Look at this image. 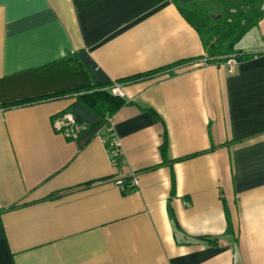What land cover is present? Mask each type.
I'll use <instances>...</instances> for the list:
<instances>
[{
    "label": "crops",
    "instance_id": "obj_1",
    "mask_svg": "<svg viewBox=\"0 0 264 264\" xmlns=\"http://www.w3.org/2000/svg\"><path fill=\"white\" fill-rule=\"evenodd\" d=\"M262 8L228 72L171 0H0V264H264ZM103 82L125 100L111 116L67 95L7 106Z\"/></svg>",
    "mask_w": 264,
    "mask_h": 264
},
{
    "label": "trees",
    "instance_id": "obj_2",
    "mask_svg": "<svg viewBox=\"0 0 264 264\" xmlns=\"http://www.w3.org/2000/svg\"><path fill=\"white\" fill-rule=\"evenodd\" d=\"M182 14L202 37L206 49L205 62L219 63L232 53L234 45L241 35L260 18L262 12L256 10L255 0H216L220 5L218 12L213 10L206 0H171ZM234 1H249L248 9H240ZM234 9V10H232ZM182 61L151 70L144 74L132 76L125 79H136L146 77L155 73L166 71ZM118 82L92 83L86 86L75 87L71 89L56 92L54 94L27 98L7 104L15 106L19 104L36 102L38 100L53 96H74L75 102H82L90 109L106 113L111 116L119 106L125 103L122 96L113 93L111 88Z\"/></svg>",
    "mask_w": 264,
    "mask_h": 264
},
{
    "label": "built area",
    "instance_id": "obj_3",
    "mask_svg": "<svg viewBox=\"0 0 264 264\" xmlns=\"http://www.w3.org/2000/svg\"><path fill=\"white\" fill-rule=\"evenodd\" d=\"M203 63L206 62L203 61ZM221 63L226 67L228 72H231L233 66L237 63V57L235 55H228ZM111 91L118 95L123 94L119 84L117 83L114 84V86L111 88ZM111 119L112 118L109 117L103 123L99 138L103 144V147H105V150L110 158L109 160H111V162L114 164H118L121 160H123V154L119 139L114 132L113 121ZM58 128L64 135H68V137L76 139L80 132L86 128V125L84 123L77 122L66 111L60 117ZM113 183L121 191L137 189L139 184L138 178L134 173H130L125 176H117L113 179Z\"/></svg>",
    "mask_w": 264,
    "mask_h": 264
},
{
    "label": "rangeland",
    "instance_id": "obj_4",
    "mask_svg": "<svg viewBox=\"0 0 264 264\" xmlns=\"http://www.w3.org/2000/svg\"><path fill=\"white\" fill-rule=\"evenodd\" d=\"M249 3H250L249 1H246V2L234 1V4H237V6L240 7V9H243V10L244 9H248V6L250 5ZM254 3L256 4V6H255L256 10L260 12L261 9H263L262 7H264V2H262L263 4L262 3H260V4L258 3L257 4V2L255 0ZM212 7H213V10H216L215 12H218V9L220 8V5L215 4ZM232 10H234V9H232Z\"/></svg>",
    "mask_w": 264,
    "mask_h": 264
}]
</instances>
